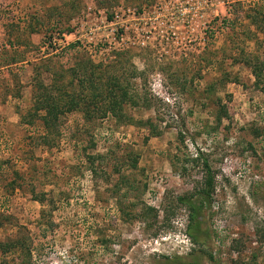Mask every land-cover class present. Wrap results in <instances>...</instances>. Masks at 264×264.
I'll list each match as a JSON object with an SVG mask.
<instances>
[{
	"label": "rangeland",
	"instance_id": "374dc122",
	"mask_svg": "<svg viewBox=\"0 0 264 264\" xmlns=\"http://www.w3.org/2000/svg\"><path fill=\"white\" fill-rule=\"evenodd\" d=\"M253 15L264 0H0V264H264ZM93 69L138 95L130 120L63 109ZM209 174L194 240L178 198Z\"/></svg>",
	"mask_w": 264,
	"mask_h": 264
},
{
	"label": "trees",
	"instance_id": "16d2710c",
	"mask_svg": "<svg viewBox=\"0 0 264 264\" xmlns=\"http://www.w3.org/2000/svg\"><path fill=\"white\" fill-rule=\"evenodd\" d=\"M257 4L253 3V7L250 8L251 11L256 12ZM254 23L261 22L260 31L264 32V16L262 18H258V15H253ZM258 25V24H257ZM121 52H117L115 54H120ZM254 74L257 76V69L253 68ZM83 78V77H82ZM82 78L79 76L77 79L79 82L82 81ZM100 72L96 73L95 69L88 71V94L83 95L84 93H79L75 96H70L69 100L65 101L63 104V109L65 110H74V109H81V107L86 106L88 103V109L85 108L86 114L89 117H93L96 115H100L102 117H106L108 114L116 115L119 119L130 120L129 117H124L122 110L123 107L127 104H136L137 94L130 93L129 86H123L121 84H109L110 89H105L103 85L100 84ZM83 82V81H82ZM44 87V85H41ZM87 88V87H86ZM43 90L39 94L40 96H48V92L46 88H42ZM49 97V98H48ZM37 108H43L45 110V114L43 116L44 124L50 128L51 127V120H55L57 118L58 113H62V109L60 104L55 100L54 97L48 96ZM84 98H87L88 101ZM88 112V113H87ZM52 116L54 118H52ZM121 119V120H122ZM155 132V131H154ZM157 132V131H156ZM195 158L203 157L202 153H195ZM204 166L209 171V167L207 164V159L203 158ZM212 175H208L205 181V187L200 189L197 193V198L192 199L190 196H180L178 201L186 205L189 209V223H188V235L192 239H196V235L193 233L194 228L197 227L199 224L200 212L206 206L207 203H210V193L212 188ZM194 222V227L192 225ZM192 228V232H190ZM196 261L195 263H198Z\"/></svg>",
	"mask_w": 264,
	"mask_h": 264
},
{
	"label": "built area",
	"instance_id": "2783aa9c",
	"mask_svg": "<svg viewBox=\"0 0 264 264\" xmlns=\"http://www.w3.org/2000/svg\"><path fill=\"white\" fill-rule=\"evenodd\" d=\"M143 43V42H142Z\"/></svg>",
	"mask_w": 264,
	"mask_h": 264
}]
</instances>
